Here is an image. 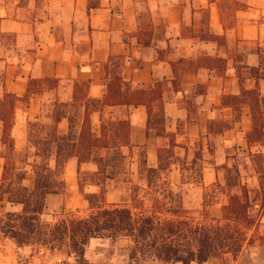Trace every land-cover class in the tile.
I'll return each mask as SVG.
<instances>
[{"label":"crops","instance_id":"0c3cea01","mask_svg":"<svg viewBox=\"0 0 264 264\" xmlns=\"http://www.w3.org/2000/svg\"><path fill=\"white\" fill-rule=\"evenodd\" d=\"M119 63L128 83L123 91L163 84V99L155 110L164 111V133L148 129L143 104L102 105L107 68L112 79ZM251 67L264 73V0H0V80H5L0 99L5 91L19 97L13 128L17 144L47 103L71 102L75 83L86 81L90 98L100 103L91 114L97 133L103 121L129 119L131 143L142 146L151 162L167 139L170 143L174 138L175 147L201 139L210 146L213 139L216 164L231 166L243 156L248 163L247 170L240 169L244 182L257 189L259 174L251 154L264 153V144L247 143L251 106L243 102L238 111L224 104L226 95L241 94L242 75L251 85ZM32 79H56L58 84L25 98ZM260 89L264 95V78ZM213 121L230 126L215 136ZM2 134L0 120V177L5 165ZM205 178L225 181L220 171H206ZM243 261L264 264V244L245 245L235 264Z\"/></svg>","mask_w":264,"mask_h":264},{"label":"trees","instance_id":"16d2710c","mask_svg":"<svg viewBox=\"0 0 264 264\" xmlns=\"http://www.w3.org/2000/svg\"><path fill=\"white\" fill-rule=\"evenodd\" d=\"M120 65L114 69L112 79L108 77L107 68L108 93L102 105L143 104L148 110V129L164 133V111L155 110V103L161 104L163 99V84L155 83L132 92L123 91L124 84L128 83L122 76ZM248 74L251 85H247L246 76L242 75L241 94L226 95L224 104L238 111L243 102L250 104L253 128L247 132L246 139L252 147L264 144V95L260 89L264 73L259 67H251ZM45 82H52L53 88L58 84L56 79H32L25 98L42 90L41 85ZM0 83L4 85L5 80L1 79ZM89 87L90 83L86 81L75 83L73 100L71 103L58 101L51 127L29 122L30 137L23 148L17 146L13 136L19 97L5 91L0 99L2 143L7 148L1 153L5 165L0 177V201L6 198L21 205L20 210L7 211L0 216V233L6 234L20 247L37 245L55 251L66 246L81 263L85 261L89 242L100 237L130 238L131 258L137 264L151 259L181 264H203L214 257L236 260L247 243L259 241L264 244L261 232L264 217L262 152L251 154L259 174L257 189L250 188L243 181L238 167L225 166L228 170L226 183L219 182L218 185L228 200L219 217H210L207 209L198 217L184 206L182 196L172 186V179L167 175L169 180H164V161L168 157L162 147L158 150L159 166H146L139 170V179L144 183H134L132 177L125 179V182L133 184L128 189L127 200L109 202L105 184L122 179L123 174H117L116 170L125 167L127 155L124 149L134 150L130 141V120L103 121L100 133H97L93 129L91 114L100 103L90 98ZM71 106L77 108L76 116L80 123L78 129L72 125L70 131L64 133L60 131L59 123L70 117ZM228 126L230 124L224 122L222 129ZM169 146H177L174 138ZM144 155L147 161L146 151ZM71 158L78 160L81 193H85L84 184L88 183V179L80 175L82 165L87 163L98 167L89 182L99 186L100 191L85 193L88 207L59 214L52 222L45 221L42 215L46 198L49 194L65 192V172ZM30 171L34 177L33 186L26 183Z\"/></svg>","mask_w":264,"mask_h":264},{"label":"rangeland","instance_id":"374dc122","mask_svg":"<svg viewBox=\"0 0 264 264\" xmlns=\"http://www.w3.org/2000/svg\"><path fill=\"white\" fill-rule=\"evenodd\" d=\"M52 84V82H45L41 85V88H53ZM58 104V100L53 99L45 105V112L41 116V119H33L29 122L39 123L47 128L51 127L54 125L55 110ZM76 110V107H70L71 112L69 118L72 119L70 120L68 118L65 121V124L60 128L61 132L68 133L72 125H74L75 129H78L80 118L76 116ZM223 123V121H213L211 130L214 132L215 136L219 131L223 130ZM28 124L27 127L24 128L23 135L18 141V144L17 133L16 136L13 133V136L16 138V144L20 148H23L26 140L30 137ZM209 143L210 146H207L206 139H201L174 148H170L168 139L166 142L161 143V147L164 150L163 153L165 155L167 154L168 157L167 160L164 161V166H166V170L163 171V175L165 176L164 180L166 179L168 181L169 178L172 179V186L175 191L182 196L184 206L191 214L198 217L202 215L205 211L204 209H207L210 217L221 216L222 207L228 200L227 196L222 193V188L218 185L220 181L210 182L205 178L206 171L212 172V174L214 171H220L221 175H224L225 178V181L220 183L225 184L228 174V170L225 167L228 164H216V141L209 139ZM165 150L169 151L165 152ZM6 151L7 148L3 145L1 153ZM124 152L127 155L125 167H120L116 170L117 174H123L122 179L108 181L105 184L109 202L127 200L129 196L128 189H130L133 184L125 182V179L132 177L134 183H144L143 180L139 179V170L146 166H159L158 158L156 162H151L148 157L147 161H145V149L140 146L134 148L133 152L125 148ZM246 161L247 160L243 156H240L235 161H232L229 167L234 168L236 166L239 169L243 167L247 170L248 163ZM97 169L98 167L94 163L82 165L80 175L82 178L88 179V183L84 184L85 193L100 191L99 186L89 182ZM167 175L169 178H166ZM241 175L243 179V174L241 173ZM78 176V160L77 158H71L67 162L65 172L66 190L60 194H52V198H50L48 203L46 202L42 215L45 221L52 222L59 214L81 210L89 206V202L85 199V193H81L80 191ZM26 183L29 186L34 185V177L31 171L26 179ZM20 209L21 205H12L6 198L0 201V216L7 211H17ZM249 244L251 243L246 245L249 246ZM131 247V239L125 236L116 239L108 237L93 238L86 248L85 261L81 263L66 246L55 251L37 245L20 247L6 234L0 233V264H137L131 258ZM138 264L181 263H164L159 260L151 259L148 261H141ZM192 264L199 263L193 262ZM203 264H235V260L232 257H214ZM242 264H248V262L243 261Z\"/></svg>","mask_w":264,"mask_h":264}]
</instances>
